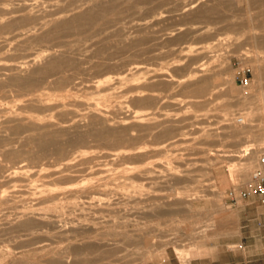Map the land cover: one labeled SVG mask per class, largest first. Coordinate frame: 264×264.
<instances>
[{
  "label": "rangeland",
  "instance_id": "1",
  "mask_svg": "<svg viewBox=\"0 0 264 264\" xmlns=\"http://www.w3.org/2000/svg\"><path fill=\"white\" fill-rule=\"evenodd\" d=\"M16 1L0 0V26L22 19L38 33L73 12L121 7L106 15L112 24L97 19L51 43L23 47L17 31H0V84L9 64L47 52L62 53L58 76L69 77L32 93L0 87V264H147L188 258L225 235L228 193L264 155V5ZM29 125L61 130L62 153L38 156Z\"/></svg>",
  "mask_w": 264,
  "mask_h": 264
},
{
  "label": "bare ground",
  "instance_id": "2",
  "mask_svg": "<svg viewBox=\"0 0 264 264\" xmlns=\"http://www.w3.org/2000/svg\"><path fill=\"white\" fill-rule=\"evenodd\" d=\"M55 1L61 2L60 0H55ZM16 2H18V0ZM141 2L144 3V1H140V3ZM46 4H44V5H46ZM20 5H22L26 9L28 7L29 8H34V7H37L39 5H42V0H24L22 2V4H20ZM10 6H12V5L10 4ZM55 6H53V7H55ZM93 6H94V3H93ZM42 7H44V6H42ZM116 7L118 8V7H121V6L118 5ZM116 7L109 6V5H104V6H100L98 10L95 7V10L94 9H87V10L79 11L77 13L73 12L69 16L63 17V18H66V19H64V20H62L60 22L56 23V22L53 21L54 23H47L48 26L45 25L46 28L44 30L42 29L43 31H41L39 33H38L39 29L36 28L37 27L36 24H33V27H29V25L27 26L25 21H23L22 19H21L22 20L21 21L19 19L22 15H19L20 17L18 19L20 20V22H18V23H15V22H12V21H6L5 23H3L1 21L3 24L1 23L2 25L0 26V31H3V32H10L12 30L17 31V34H15V35L12 33L14 35V36L11 35L12 39L18 38V37L19 38L23 37V39L20 40V42L22 43L23 47H26V45L29 44L30 42L35 43V42H38V41L39 42L46 41V42H50L51 43V42H53L54 40L57 39L58 33H60L59 37H60L61 34H63V36H65L64 33L67 34L68 32L71 31V29L73 30L75 27L80 26V25H87V24L89 25L90 23H92L93 21H95L97 19L102 20L104 22V24H109L111 21H109L107 19L105 21V17H106V15L110 16L111 14L113 16H119L118 14H116V11H118ZM20 9L21 8H19V11H20ZM83 9H86V8H83ZM11 10H12V8H11ZM127 10H129V8ZM210 12H211V10H204L203 14L207 15ZM12 13H13V11H12ZM117 13H121V12H117ZM3 17H4V20H6L5 16H3ZM113 18H115V17H113ZM7 19H8V17H7ZM12 20H13V18H12ZM113 20H116V19H113ZM29 22H31V21H29ZM98 22H99V20H98ZM101 24H103V23H101ZM111 24H112V22H111ZM81 27H83V26H81ZM30 31H34L35 33H32L33 35L29 36ZM75 31H76V29H75ZM263 45H264V41H263ZM61 54L62 53H54V52L53 53L52 52L48 53L47 52L46 54H37V55H34L33 57L31 56L30 58L27 56L25 60L20 61L19 63L9 64V67L6 68L5 70L12 72V75L8 76L6 78V80L3 83L0 84V87L4 88V87H11V86L13 87V86H15V87H18L19 89L27 92V93H32V92L36 91L41 84L44 85L43 82H44V80L46 78L48 79L49 77H53V76H55V78H54V81L52 83H54L57 87L58 86L62 87L66 82H68V80H69L68 78L69 77L68 76L66 77L64 75L63 76H58V74L60 73V70L62 69V67L66 66V64L68 63V60L66 58H63ZM44 57H46V59L44 61H42L41 64H37L39 59H44ZM262 69L264 71V67ZM127 70L131 71L132 68H128ZM20 71L24 72V74L22 76L21 75H17V73H16V72H20ZM101 82L102 81H100V80H96L95 87L96 88L101 87ZM42 85H41V87H42ZM48 108L51 109V107H48ZM84 117L86 119H89V115H85ZM39 118L40 119H44L41 116H39ZM89 121H90V119H89ZM87 124H89V123H87ZM86 126H88V125H86ZM26 131H30L31 132V134L27 137V142L29 144H32L34 147H36L38 149V153H40V154H37L38 156L43 155L48 148H52L55 151L54 152L55 154H56L57 151H59L60 154L62 153L63 149L62 148L61 149L57 148L58 144L60 143L59 141L62 139V131L61 130L60 131L51 130V129H49V127H46L45 125H39V126H31V125H29L26 128ZM92 131H93V129L88 130V131H86L84 133H78V134H76L75 139L83 141L86 136H90V135L93 134ZM96 132H98L99 135L101 134V136L102 135L105 136V131L96 130ZM119 139H120V136H119ZM119 139H117V140H119ZM61 141H63V140H61ZM64 158H62V159L64 160Z\"/></svg>",
  "mask_w": 264,
  "mask_h": 264
},
{
  "label": "crops",
  "instance_id": "3",
  "mask_svg": "<svg viewBox=\"0 0 264 264\" xmlns=\"http://www.w3.org/2000/svg\"><path fill=\"white\" fill-rule=\"evenodd\" d=\"M251 1L264 5V0ZM233 207L235 213L224 228L225 235L206 243L188 258L170 252L147 264H264V206L251 197L237 201Z\"/></svg>",
  "mask_w": 264,
  "mask_h": 264
},
{
  "label": "built area",
  "instance_id": "4",
  "mask_svg": "<svg viewBox=\"0 0 264 264\" xmlns=\"http://www.w3.org/2000/svg\"><path fill=\"white\" fill-rule=\"evenodd\" d=\"M249 69L238 71L237 78L241 86L246 87L249 85V79L247 73ZM256 198L258 203L264 206V155L258 159V167L251 173L249 181L246 186L240 189L238 192L230 191L228 198L232 204L241 199Z\"/></svg>",
  "mask_w": 264,
  "mask_h": 264
}]
</instances>
